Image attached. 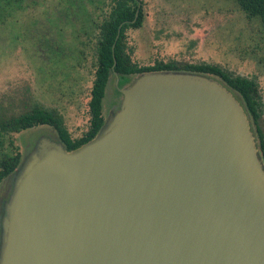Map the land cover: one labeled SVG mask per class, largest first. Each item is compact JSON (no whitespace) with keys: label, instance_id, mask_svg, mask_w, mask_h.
Here are the masks:
<instances>
[{"label":"water","instance_id":"water-1","mask_svg":"<svg viewBox=\"0 0 264 264\" xmlns=\"http://www.w3.org/2000/svg\"><path fill=\"white\" fill-rule=\"evenodd\" d=\"M120 92L93 139L43 138L22 161L0 264H264V161L241 101L180 71Z\"/></svg>","mask_w":264,"mask_h":264},{"label":"rangeland","instance_id":"rangeland-1","mask_svg":"<svg viewBox=\"0 0 264 264\" xmlns=\"http://www.w3.org/2000/svg\"><path fill=\"white\" fill-rule=\"evenodd\" d=\"M34 2L18 21L0 24V98L28 82L33 99L58 108L68 127L75 129L84 122L83 83L87 79L85 72L74 68L77 54L72 36L79 22L61 6L69 7V0ZM80 4H75L79 18L84 13V4ZM129 50L136 60L216 63L246 76H258L264 84V27L258 18H246L233 0H147L142 25L131 31ZM210 77L223 83L219 77ZM133 79L132 75H110L103 99L106 118L119 107L120 89ZM16 136L22 161L41 139L57 142L48 127ZM15 177L12 173L0 183V232Z\"/></svg>","mask_w":264,"mask_h":264},{"label":"trees","instance_id":"trees-1","mask_svg":"<svg viewBox=\"0 0 264 264\" xmlns=\"http://www.w3.org/2000/svg\"><path fill=\"white\" fill-rule=\"evenodd\" d=\"M35 0H0V24L18 21ZM83 5L82 17H78ZM246 18H258L264 27V0H233ZM62 8L79 22L72 39L77 54L74 68L85 72L84 122L71 129L63 113L56 107H45L33 99L28 82L21 83L15 92L0 98V183L19 170L22 163L21 146L17 136L25 131L48 127L57 141L73 150L93 139L102 129L106 116L103 99L112 70L121 76H134L148 71H180L219 77L229 90L242 99L251 131L264 161V89L258 76H246L236 70L207 61L179 62L174 59L136 60L130 54L131 31L143 21V7L147 0H69ZM76 9V10H74ZM136 10L138 14L136 15ZM62 12V11H61ZM19 18V19H18ZM212 78V77H210ZM125 85V86H127ZM122 96V94H121ZM117 110L118 107H115Z\"/></svg>","mask_w":264,"mask_h":264},{"label":"flooded vegetation","instance_id":"flooded-vegetation-1","mask_svg":"<svg viewBox=\"0 0 264 264\" xmlns=\"http://www.w3.org/2000/svg\"><path fill=\"white\" fill-rule=\"evenodd\" d=\"M116 111V109H115V107H114V109H112L110 112L111 113H114Z\"/></svg>","mask_w":264,"mask_h":264}]
</instances>
